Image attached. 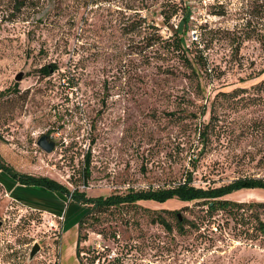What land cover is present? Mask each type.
<instances>
[{"label":"rangeland","instance_id":"374dc122","mask_svg":"<svg viewBox=\"0 0 264 264\" xmlns=\"http://www.w3.org/2000/svg\"><path fill=\"white\" fill-rule=\"evenodd\" d=\"M163 2L27 0L13 12V1L0 0V153L7 163L90 196L173 186L187 172L200 187L264 178V50L257 39L264 0L190 1L186 46L206 60L199 78L166 51L165 40L151 42L170 35L158 14ZM43 66L51 71H39ZM42 134L55 142L52 151L37 145ZM6 181L2 175L0 264H264V232L255 222L237 225L223 211L206 218L203 206L177 198L107 211L83 229L77 257L83 207L63 199L58 209L38 204L34 187L8 190ZM225 198L264 201V188ZM155 210L172 224L179 213L200 228L167 232L150 222ZM93 252L100 253L92 261Z\"/></svg>","mask_w":264,"mask_h":264},{"label":"trees","instance_id":"16d2710c","mask_svg":"<svg viewBox=\"0 0 264 264\" xmlns=\"http://www.w3.org/2000/svg\"><path fill=\"white\" fill-rule=\"evenodd\" d=\"M13 1V12H19L23 7L27 6V0H10ZM83 2V5H88L89 0H78ZM191 0H164L159 7L158 14L161 17L160 22L166 26L170 35L166 38H161L157 34L151 38V42L165 40L166 51L169 54L177 55L183 64L190 69V75L194 78H199L200 69L205 68L206 60L198 53L189 50L186 46V34L190 30V15L192 14ZM132 8V7H130ZM134 13H140L137 8ZM183 16L181 24L171 23L173 16ZM135 21H144L143 17L136 18ZM140 23L134 25L136 29ZM251 37V35H249ZM264 50V35L257 38ZM193 43V42H191ZM53 69L56 68L52 65ZM39 71L48 73L51 71L50 66H43ZM225 93V92H222ZM227 93V92H226ZM212 117H210V121ZM206 134L204 130L199 132L200 141L205 142ZM192 162L195 160L191 159ZM90 158L89 154L85 156L83 168L81 171L83 184L87 185V180L90 177L89 169ZM0 172L6 177V187L10 188L9 180L19 185L41 188L49 192L57 194L61 199L67 200L70 205L83 207V210L78 213L77 219V239H76V255H80V243L86 239V233H83L88 225H93L94 222L102 220V215L107 211L111 212L114 209L122 210L128 207H137V203L142 200L164 201L169 198H177L183 202H193L196 205L203 206L204 216L211 218L217 211H223L237 225H247L252 222L256 223V229L264 232V221L260 219V214H264V201L242 202L225 198L230 191L239 188L260 187L264 188V178L255 176H240L232 179L227 183L217 186L200 187L192 183V172H187L183 181L178 184L168 187L148 188V189H129L125 193H111L108 195L90 196L85 190H80L77 187L70 189L64 183L46 175H34L31 173L21 172L7 163L0 153ZM5 174V175H4ZM0 175V179L2 177ZM205 207V208H204ZM58 209V207L56 208ZM59 210H61L59 208ZM173 213V210H164ZM150 222L160 224L167 232H171L174 228L179 234H185L190 228L199 229L198 222L187 220L177 213L175 223L172 224L161 211H154L150 215ZM251 238V237H249ZM98 254L92 256V261L98 257ZM109 264V263H108Z\"/></svg>","mask_w":264,"mask_h":264},{"label":"crops","instance_id":"0c3cea01","mask_svg":"<svg viewBox=\"0 0 264 264\" xmlns=\"http://www.w3.org/2000/svg\"><path fill=\"white\" fill-rule=\"evenodd\" d=\"M1 173L2 172H0V175H2ZM9 185H10V189L15 188V187L18 188V186H16V183L12 182L11 180H9ZM31 189L37 195H40V196L35 197L36 199H32L33 201L38 202V204H42L44 206L45 205L52 206L56 208L58 206L57 203L62 202L61 198L55 193L49 192L41 188H31ZM40 197L43 198L44 200H42ZM72 210H73V207H72Z\"/></svg>","mask_w":264,"mask_h":264},{"label":"water","instance_id":"95a60500","mask_svg":"<svg viewBox=\"0 0 264 264\" xmlns=\"http://www.w3.org/2000/svg\"><path fill=\"white\" fill-rule=\"evenodd\" d=\"M23 77V72L20 71L15 75V80L19 81L21 80ZM37 145L39 147H41L43 150L50 152L53 150L54 146H55V142L53 140H48L47 135L46 134H42L38 140H37ZM2 224V222L0 221V225ZM38 244H34L30 250V254L29 256L32 257L37 251H38Z\"/></svg>","mask_w":264,"mask_h":264}]
</instances>
